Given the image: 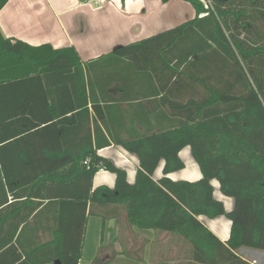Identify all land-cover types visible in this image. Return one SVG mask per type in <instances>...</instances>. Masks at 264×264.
I'll list each match as a JSON object with an SVG mask.
<instances>
[{
    "label": "trees",
    "instance_id": "trees-1",
    "mask_svg": "<svg viewBox=\"0 0 264 264\" xmlns=\"http://www.w3.org/2000/svg\"><path fill=\"white\" fill-rule=\"evenodd\" d=\"M186 1L196 18L87 62L72 46H33L0 29V264H79L89 215L107 220L111 207L132 226L180 235L195 263L249 264L237 248L264 250V0ZM111 87L135 88V107L161 94V124H110L109 109L127 97ZM89 103L102 126L87 125ZM111 144L138 156L134 183L98 153ZM186 146L203 173L196 181L169 177L185 167ZM100 169L116 174L114 188L93 189ZM213 179L234 198L231 211ZM31 194L71 200L83 213L74 224L60 220L59 237L29 252L18 235L40 204L30 208ZM201 215L232 221L226 243ZM92 264L106 263L98 255Z\"/></svg>",
    "mask_w": 264,
    "mask_h": 264
},
{
    "label": "crops",
    "instance_id": "crops-1",
    "mask_svg": "<svg viewBox=\"0 0 264 264\" xmlns=\"http://www.w3.org/2000/svg\"><path fill=\"white\" fill-rule=\"evenodd\" d=\"M196 17L195 7L186 0H9L0 10V29L6 37L20 39L33 46L49 44L55 49L72 46L78 51L81 60L87 62L117 47L158 34ZM123 64L122 61L118 64V70L121 71ZM102 65L96 63L95 69L98 70ZM146 89L150 91L148 87ZM134 90L133 87L124 92L121 87L109 88V93L115 98L121 97L123 93L127 96L119 105L109 109V123L139 127L161 124V94L145 98L142 106L135 107L132 100ZM96 91L99 92L97 88ZM89 108L87 125L93 128L96 120L102 126L91 103ZM105 135L110 139L106 132ZM98 153L124 169L130 183L136 181L140 166L136 154L115 144L100 148ZM184 154L188 156L186 160ZM180 157L185 167L169 173V177L173 180L200 179L203 173L193 157L191 147L183 148ZM164 164L162 161L155 171V180L163 176ZM115 183L114 172L100 169L94 176L93 189L101 185L114 188ZM212 184L215 198L224 203L227 211H231L235 206L234 198L223 194L217 179H213ZM29 199L30 208L36 201L40 204L30 211L23 232L18 235L19 250L31 252L39 245L58 238L56 229L60 220L74 224L82 218L81 207L71 200L60 204L53 198L33 194ZM111 208L112 216L107 220L98 215H89L79 264H92L98 255L102 257V263L106 264H201L192 260L191 246L183 237L132 226L122 209L116 217L113 211L118 210L117 207ZM97 210L102 211L101 207ZM93 217L100 219V223L93 242L94 254L85 261L84 249ZM199 218L223 242L228 241L232 221L226 215L214 218L201 215ZM235 253L249 264H264L263 249L241 246Z\"/></svg>",
    "mask_w": 264,
    "mask_h": 264
},
{
    "label": "rangeland",
    "instance_id": "rangeland-1",
    "mask_svg": "<svg viewBox=\"0 0 264 264\" xmlns=\"http://www.w3.org/2000/svg\"><path fill=\"white\" fill-rule=\"evenodd\" d=\"M203 4L205 5L204 2H203ZM186 156L184 154L185 160H186ZM183 171H186V170H183ZM98 223H100V219L95 218V217H93L91 219V222H90V225H89V231H88V241H87V244H86V248L84 249V259H85V261L87 260V258H89L91 256V254H94V250L95 249H93V242L95 241V237L97 235L98 225H99ZM175 235H178V234H175ZM178 236L181 237L180 235H178Z\"/></svg>",
    "mask_w": 264,
    "mask_h": 264
},
{
    "label": "built area",
    "instance_id": "built-area-1",
    "mask_svg": "<svg viewBox=\"0 0 264 264\" xmlns=\"http://www.w3.org/2000/svg\"><path fill=\"white\" fill-rule=\"evenodd\" d=\"M204 3H205V6L208 8L209 7V4H210V2L208 1V0H202ZM208 3H207V2ZM96 4H99V2H96ZM86 163H88L89 162V160L87 159L86 161H85Z\"/></svg>",
    "mask_w": 264,
    "mask_h": 264
},
{
    "label": "water",
    "instance_id": "water-1",
    "mask_svg": "<svg viewBox=\"0 0 264 264\" xmlns=\"http://www.w3.org/2000/svg\"><path fill=\"white\" fill-rule=\"evenodd\" d=\"M57 264L59 263V261L56 262Z\"/></svg>",
    "mask_w": 264,
    "mask_h": 264
}]
</instances>
